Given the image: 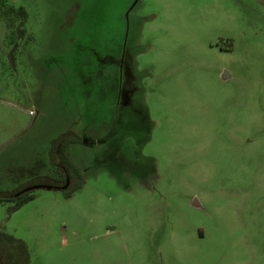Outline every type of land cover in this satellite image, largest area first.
<instances>
[{
  "label": "rangeland",
  "instance_id": "374dc122",
  "mask_svg": "<svg viewBox=\"0 0 264 264\" xmlns=\"http://www.w3.org/2000/svg\"><path fill=\"white\" fill-rule=\"evenodd\" d=\"M67 131L82 184L0 201L26 264H264V0H0V195Z\"/></svg>",
  "mask_w": 264,
  "mask_h": 264
},
{
  "label": "trees",
  "instance_id": "16d2710c",
  "mask_svg": "<svg viewBox=\"0 0 264 264\" xmlns=\"http://www.w3.org/2000/svg\"><path fill=\"white\" fill-rule=\"evenodd\" d=\"M80 140L81 137L78 134L73 133L72 131L64 132L59 137L55 138L52 142V149H51L53 153L52 162L54 163V165L57 166L59 176L54 179H50V180L48 179L45 181L33 180L30 182H26L21 187H23L24 185H29V184L32 185L36 183H45L49 185L60 186L65 179V174L67 173L70 177V184L64 190H66L67 195H70L74 189L78 188L82 184L83 172L71 160L69 154L67 153L66 147L69 142L80 141ZM12 194L13 192H7L5 196L0 195V201H3L4 199L7 200L14 199ZM30 198H32V195L28 193H24L20 195L18 198H16L17 202L14 207H19L22 202Z\"/></svg>",
  "mask_w": 264,
  "mask_h": 264
},
{
  "label": "flooded vegetation",
  "instance_id": "af4514ba",
  "mask_svg": "<svg viewBox=\"0 0 264 264\" xmlns=\"http://www.w3.org/2000/svg\"><path fill=\"white\" fill-rule=\"evenodd\" d=\"M125 66H126V64H125ZM126 68H127V66L125 67V74L128 76L129 72L126 71ZM119 73H120V71L117 73L118 74V81H119ZM119 82H120L119 83V87L121 88V90H123L122 92L124 93L121 102H125L129 97H131L134 94V93L132 94V93L128 92V90H126L127 87L129 85H131V82L130 81H119ZM51 149H52V146L50 148V151H51ZM52 155H53V153L51 151L50 152L51 160H52ZM58 176H59V173H57L55 175L54 173L49 171V172H47L45 174H42L41 176H37L36 178L39 179V180L37 179L38 181H45V180H48V179L49 180L50 179H54V178H56ZM67 179H68V184H67L66 187L62 188V190L66 189L69 186V184H70V177H69V175L67 173L65 174V179H64L63 183L60 186H56V187L65 186ZM38 184H45V183H36V184H32V185H30V184L29 185H24L23 187L19 188L17 191H14L12 196L14 198H18L20 195H22L24 193H29L31 190H26V191H23V190L25 188H28V187H31V186H34V185H38ZM47 185H49V184H47ZM52 186H54V185H52ZM21 191H23V192H21ZM9 240L12 241V238L9 239ZM10 244L6 243L4 239L0 238V264H4L6 259H9V262L11 264H26L27 261H28V259H27L28 255L25 253V251L23 253L22 249H20V252L18 251V248L20 247V244H19V246L15 245L13 248H10V247H12Z\"/></svg>",
  "mask_w": 264,
  "mask_h": 264
},
{
  "label": "water",
  "instance_id": "95a60500",
  "mask_svg": "<svg viewBox=\"0 0 264 264\" xmlns=\"http://www.w3.org/2000/svg\"><path fill=\"white\" fill-rule=\"evenodd\" d=\"M67 184H68V179H67V181H66V185L63 186V187H56V186L47 185V184H38V185H34V186H31V187H28V188L24 189L23 191H26V190H32V189H34V188H47V189H55V188H58V189H62V188H64V187H66ZM23 191H21V192H23Z\"/></svg>",
  "mask_w": 264,
  "mask_h": 264
}]
</instances>
